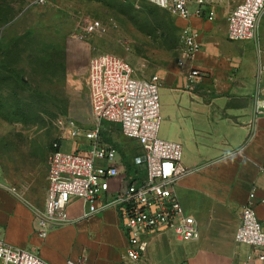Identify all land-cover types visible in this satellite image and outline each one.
<instances>
[{
    "label": "built area",
    "instance_id": "1",
    "mask_svg": "<svg viewBox=\"0 0 264 264\" xmlns=\"http://www.w3.org/2000/svg\"><path fill=\"white\" fill-rule=\"evenodd\" d=\"M48 0H34L44 5ZM127 1V0H120ZM188 22L202 18L213 22L215 10L226 0H139ZM264 16V0H238L226 13L227 38L231 42L251 41L256 45L259 74L264 73V48L259 27ZM101 29L99 21L88 24V33ZM190 26L182 28L183 64L193 60L201 45ZM193 69L190 77L198 76ZM87 89L91 111L90 127H81L68 118L60 122L62 139L75 142L71 152L62 151V143L52 145L44 205L36 208L18 194L34 214L35 234L45 240L48 233L70 223L69 207L74 200L86 206L83 218L106 210L116 212L127 246L121 264H147L149 238L172 233L184 242L200 237L196 220L188 215L178 196L179 181L194 168L183 163V146L159 136L161 123L159 76L148 79L135 76L131 65L112 54H100L89 60ZM254 114L264 117V96L258 94ZM116 126L138 148L139 155L129 168L120 148L104 135V126ZM78 140L83 142L77 143ZM84 148L81 149L80 147ZM264 172V164L260 166ZM264 209V194L253 188L242 206L234 241L253 249L245 264H264V221L257 214ZM0 264H49L34 249L12 246L0 236ZM66 264H81L67 261Z\"/></svg>",
    "mask_w": 264,
    "mask_h": 264
},
{
    "label": "rangeland",
    "instance_id": "2",
    "mask_svg": "<svg viewBox=\"0 0 264 264\" xmlns=\"http://www.w3.org/2000/svg\"><path fill=\"white\" fill-rule=\"evenodd\" d=\"M33 2L0 0V183L42 208L53 143L61 142L64 152L76 146L62 139L60 122L70 118L81 127L91 125L86 80L92 57L112 54L128 62L137 77L159 76V136L163 139V132L173 130L163 113L164 86L169 75L184 68L181 34L186 21L139 0ZM237 3L226 0L216 8V18ZM93 21H99L101 29L88 33ZM175 120L177 128H190L184 120ZM104 128L105 137L129 159L138 153L116 126ZM184 151L185 146L183 160ZM54 230L42 250L56 261L66 263L109 249L97 229L87 231L79 222ZM32 240L35 244L39 239L33 234ZM31 245L25 249L31 250Z\"/></svg>",
    "mask_w": 264,
    "mask_h": 264
},
{
    "label": "crops",
    "instance_id": "3",
    "mask_svg": "<svg viewBox=\"0 0 264 264\" xmlns=\"http://www.w3.org/2000/svg\"><path fill=\"white\" fill-rule=\"evenodd\" d=\"M186 26L196 33L201 49L184 68L168 76L163 113L173 130L162 136L181 142L185 146V166L195 169L179 181L178 196L185 212L196 220L200 237L184 242L172 233L154 234L149 238L147 263L245 264L253 249L237 245L234 237L250 191L255 188L257 196L264 194V172L260 170L264 164V117L254 114L258 94L264 96V73L258 71L254 42L228 40L225 13L213 22L192 18L183 28ZM259 38L264 48V16ZM193 69L199 71L198 76L190 77ZM176 118L190 128H177ZM68 212L72 221L87 231L97 229L109 244L107 251L86 253L72 261L121 264L127 240L114 210L83 218L86 206L74 200ZM257 214L264 221L261 206H257ZM54 232L51 230L46 239ZM33 234V212L6 182L0 183L1 238L23 249L33 243L31 250L49 264H66L42 250L44 240L38 238L34 244Z\"/></svg>",
    "mask_w": 264,
    "mask_h": 264
},
{
    "label": "trees",
    "instance_id": "4",
    "mask_svg": "<svg viewBox=\"0 0 264 264\" xmlns=\"http://www.w3.org/2000/svg\"><path fill=\"white\" fill-rule=\"evenodd\" d=\"M137 149H138V153L135 154V155H133V157H132L131 159H129V155L127 156V155L123 154V152H122L121 149H120L121 154H122L123 162H124L129 168L132 167V162H133L134 158H135L136 156L139 155V148L137 147Z\"/></svg>",
    "mask_w": 264,
    "mask_h": 264
}]
</instances>
